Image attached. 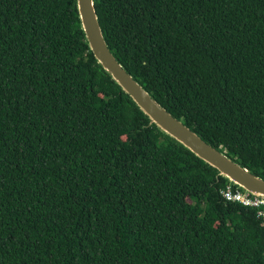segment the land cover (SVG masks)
<instances>
[{
  "label": "trees",
  "instance_id": "1",
  "mask_svg": "<svg viewBox=\"0 0 264 264\" xmlns=\"http://www.w3.org/2000/svg\"><path fill=\"white\" fill-rule=\"evenodd\" d=\"M121 65L264 179V0H93ZM96 61L76 0H0V264H264V218Z\"/></svg>",
  "mask_w": 264,
  "mask_h": 264
},
{
  "label": "water",
  "instance_id": "2",
  "mask_svg": "<svg viewBox=\"0 0 264 264\" xmlns=\"http://www.w3.org/2000/svg\"><path fill=\"white\" fill-rule=\"evenodd\" d=\"M81 28L96 61L135 105L170 139L193 152L228 182L264 197V179L212 146L171 114L121 65L110 50L97 17L93 0H76Z\"/></svg>",
  "mask_w": 264,
  "mask_h": 264
},
{
  "label": "built area",
  "instance_id": "3",
  "mask_svg": "<svg viewBox=\"0 0 264 264\" xmlns=\"http://www.w3.org/2000/svg\"><path fill=\"white\" fill-rule=\"evenodd\" d=\"M220 193L226 201L237 202L243 206L252 207L256 209L257 216L264 218V197L247 192L230 182L221 187Z\"/></svg>",
  "mask_w": 264,
  "mask_h": 264
}]
</instances>
